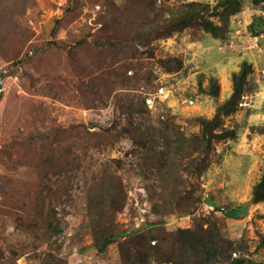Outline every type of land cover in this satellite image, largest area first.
<instances>
[{"label": "rangeland", "instance_id": "374dc122", "mask_svg": "<svg viewBox=\"0 0 264 264\" xmlns=\"http://www.w3.org/2000/svg\"><path fill=\"white\" fill-rule=\"evenodd\" d=\"M261 180L264 2L0 0V264H140L198 225L209 264H264Z\"/></svg>", "mask_w": 264, "mask_h": 264}, {"label": "trees", "instance_id": "16d2710c", "mask_svg": "<svg viewBox=\"0 0 264 264\" xmlns=\"http://www.w3.org/2000/svg\"><path fill=\"white\" fill-rule=\"evenodd\" d=\"M264 0H254V3H262ZM191 25V21L184 20L177 29H182L183 27ZM204 26L209 31H216V26L209 21H204ZM249 72V64L244 63V68L241 70L240 78L241 80L235 79V91L231 98L223 105H228L227 112L233 110L232 106H235L237 99L241 95L242 91V81L245 80V76ZM236 76V75H235ZM217 118V117H215ZM214 120V119H213ZM217 122L216 120H214ZM264 188V180L258 185L255 190L254 201H260L264 199V193H261L260 189ZM225 212L229 216H237L238 210L224 208ZM117 235H108L104 239L103 248L105 245L111 243L115 240ZM216 236V235H215ZM211 233H206V228L198 225L196 228H180L173 232H160L152 233L149 237V244L146 245L149 248L143 250V258L140 264H149L151 257L153 256L152 248L156 247L161 253H158V257H163V260L171 262L173 264H209L210 261H214L218 255L223 256L224 252L228 249L225 245L218 244L219 241H223L220 234H217V239ZM156 240H158L156 242ZM218 241V242H217ZM145 246V247H146ZM127 257V262L130 264H137V256L135 254H130ZM230 259V254H229ZM216 261V260H215ZM231 264H244L241 259H233Z\"/></svg>", "mask_w": 264, "mask_h": 264}, {"label": "built area", "instance_id": "2783aa9c", "mask_svg": "<svg viewBox=\"0 0 264 264\" xmlns=\"http://www.w3.org/2000/svg\"><path fill=\"white\" fill-rule=\"evenodd\" d=\"M171 89L172 88H169V87H167L165 85H161L157 89V94H159L161 96L168 95L169 93H171ZM191 102H193V101H191Z\"/></svg>", "mask_w": 264, "mask_h": 264}]
</instances>
